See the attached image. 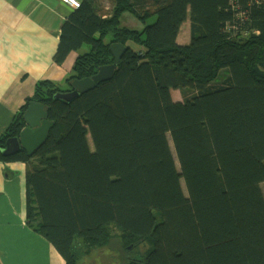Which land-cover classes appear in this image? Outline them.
<instances>
[{"label":"trees","instance_id":"trees-1","mask_svg":"<svg viewBox=\"0 0 264 264\" xmlns=\"http://www.w3.org/2000/svg\"><path fill=\"white\" fill-rule=\"evenodd\" d=\"M112 1L104 16L82 0L55 56L87 50L69 85L123 43L112 78L72 102L56 97L70 86L38 80L0 135V162L26 164L28 226L66 264L140 244L146 264H264V0ZM124 12L142 29L122 26ZM31 101L55 123L49 137L31 156L5 155Z\"/></svg>","mask_w":264,"mask_h":264},{"label":"crops","instance_id":"crops-1","mask_svg":"<svg viewBox=\"0 0 264 264\" xmlns=\"http://www.w3.org/2000/svg\"><path fill=\"white\" fill-rule=\"evenodd\" d=\"M99 3L104 16L112 12V0ZM75 10L61 0H0V135L34 95L38 80L66 83L79 50L61 65L55 56L63 26ZM190 27L189 19L181 27L179 43H189ZM0 264H66L27 224L23 162H0Z\"/></svg>","mask_w":264,"mask_h":264},{"label":"water","instance_id":"water-1","mask_svg":"<svg viewBox=\"0 0 264 264\" xmlns=\"http://www.w3.org/2000/svg\"><path fill=\"white\" fill-rule=\"evenodd\" d=\"M110 49L114 57L113 63L99 66L97 72L92 76L73 79V90L58 92L56 97L66 102H72L80 95L95 88L98 83L111 79L128 48L123 43L114 42ZM24 120L26 126L19 135L8 138L4 150L5 155H12L21 150H25L29 156L33 155L48 139L50 130L55 124L48 119V113L44 105L36 101H31L28 105L24 113ZM142 260H144L143 257Z\"/></svg>","mask_w":264,"mask_h":264},{"label":"rangeland","instance_id":"rangeland-1","mask_svg":"<svg viewBox=\"0 0 264 264\" xmlns=\"http://www.w3.org/2000/svg\"><path fill=\"white\" fill-rule=\"evenodd\" d=\"M112 7H113V5H112ZM189 19H190V17H188L185 22H189ZM120 21L122 23V26H126V27L131 28V29H142V27L144 26L142 21L140 19H138L131 12L122 13V15L120 17ZM109 38H111V36H109ZM131 45L135 49L139 48L138 43L132 42ZM84 50H85V48L80 49L79 53H82V52L84 53L85 51H87V50H85V51ZM71 74H72V72H70L68 74V77L71 76ZM62 85H63L62 88L65 89V88H67L68 83L64 82ZM171 93H172V96L175 100H177V101L183 100L182 92L179 89L172 88ZM26 102H27V99H26ZM26 102L24 103V105L26 104ZM89 141H90V145L93 149V143H92V139L90 136H89ZM110 230H112L113 232L114 231L116 232V230L113 228L112 229L110 228ZM108 248H110V247H108ZM112 252H113V254L111 253V251H107V249L106 250L102 249L95 256H92L91 253H84V256L81 257L78 264H125L124 258L122 256H118V254H119L118 251L117 252L112 251ZM109 253H111V254H109ZM134 253H136V252H134Z\"/></svg>","mask_w":264,"mask_h":264},{"label":"flooded vegetation","instance_id":"flooded-vegetation-1","mask_svg":"<svg viewBox=\"0 0 264 264\" xmlns=\"http://www.w3.org/2000/svg\"><path fill=\"white\" fill-rule=\"evenodd\" d=\"M68 86H70L68 91L73 90L72 82ZM68 86H67V88H68ZM125 250H126V252L124 254H121V255L118 254V256H122L124 258V263L125 264L126 263L127 264H141V263L146 264L145 260H142V257H144V253H145V250L143 248V244H140V246L138 248V251H137V249H135L134 246H128V247H126ZM134 252H136V253H134ZM137 252L139 254H137Z\"/></svg>","mask_w":264,"mask_h":264},{"label":"built area","instance_id":"built-area-1","mask_svg":"<svg viewBox=\"0 0 264 264\" xmlns=\"http://www.w3.org/2000/svg\"><path fill=\"white\" fill-rule=\"evenodd\" d=\"M62 2L69 4L73 8L77 9L81 6V1L80 0H61Z\"/></svg>","mask_w":264,"mask_h":264}]
</instances>
